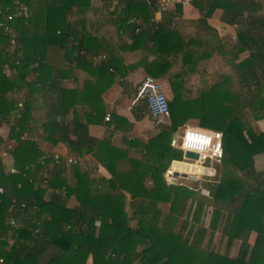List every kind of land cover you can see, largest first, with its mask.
I'll return each mask as SVG.
<instances>
[{
    "label": "trees",
    "instance_id": "1",
    "mask_svg": "<svg viewBox=\"0 0 264 264\" xmlns=\"http://www.w3.org/2000/svg\"><path fill=\"white\" fill-rule=\"evenodd\" d=\"M17 1L29 11L28 16L9 22L17 33V44L0 28V125L5 122L10 126L7 142L29 133L30 120H38L36 102L48 93L45 137L66 144L72 153H94L112 178L111 191L94 184L90 169L76 178H65L62 169L67 162L56 163L53 154H46L31 138L20 140L14 150L17 171L7 173L0 163V187L4 188L0 193V264H260L264 256L247 259L246 241L255 231L254 253L264 249V170L256 169L254 159L259 151L264 152V133L256 132L250 122L264 118V0H211L209 6L210 12L221 6L229 21L238 25L237 54L250 52L238 65L249 90L252 79L253 95L244 97L248 110L235 112L234 97L219 95V85L194 101L180 94L183 85L173 86V95L168 96L169 119L158 124L157 134L143 144L139 159L129 150L113 146L109 139L90 133V125L101 122L107 113L102 97L104 75L115 76L111 61L93 63V57L104 50L99 38L87 30L78 31L79 22L71 18L75 8H88L92 0H0V4L7 13L16 9ZM123 3L118 16L128 28L143 30L138 22L141 17L150 24L156 0ZM147 30L151 32L150 26ZM161 31L158 27L151 34L157 36ZM54 47L64 51L69 62L65 69L49 61ZM73 64L94 68L97 81L80 88L64 86L61 77L73 72ZM6 67L17 71V77H8ZM16 90L24 93L22 106L12 95ZM111 119L116 125L122 121L130 125L116 112ZM191 120H197L200 127L224 132L225 158L211 187L216 201L243 198L226 229L228 245L236 238L244 239L237 258L191 241V232L177 231L188 197L172 191L164 173L173 159H182L183 152L173 148L172 137ZM72 195L79 202L75 208L67 206ZM159 202H171L168 213L157 207ZM220 213L214 210V228ZM11 218L19 225H12ZM187 225L184 221L183 227ZM49 250L53 253L44 258Z\"/></svg>",
    "mask_w": 264,
    "mask_h": 264
},
{
    "label": "crops",
    "instance_id": "2",
    "mask_svg": "<svg viewBox=\"0 0 264 264\" xmlns=\"http://www.w3.org/2000/svg\"><path fill=\"white\" fill-rule=\"evenodd\" d=\"M124 1L92 0L88 8H75L71 16L73 20L79 22L78 31H89L104 45V50L93 57L94 65L111 61L112 69L115 71L114 78L104 75L105 79L102 82L106 88L102 97L107 113L101 122L90 125L92 136L98 139H109L113 146L129 150L133 157L137 159L142 157L143 144L158 132V124L149 108H145L146 100L143 98L137 100L139 87L149 75L160 81L169 97L173 95V86L179 88L183 85L184 88H181L180 94L194 101L219 85L216 91L219 95L234 97L232 107L235 112L241 113L248 110L244 97L253 95L252 79L249 90L248 85L243 82L238 65L249 57L250 52L246 50L237 54L235 49L240 41L239 27L229 21L224 8L219 6L210 12L211 0H195L189 4H175L162 11L159 7L161 0H156L154 8L152 7L150 24H147L144 18H138L143 30L136 32L128 28L118 16L119 11L124 7ZM151 2L152 0H148V3ZM149 26L150 33L147 30ZM158 27H162L161 33L152 36L151 33ZM49 61L61 68L69 63L64 57V51L59 47L50 49ZM95 72L94 68L89 70L75 66L71 74L61 77L62 83L66 87L80 88L87 82L97 81ZM5 73L10 78L18 75L17 71L9 67L5 68ZM12 95L17 97L19 105L22 106L24 93L16 90ZM50 100V95L43 93L36 102L39 108L34 115L38 117V120H30L28 123L30 131L27 135L37 142L46 154L59 153L64 158L67 155H80L70 152L66 144L62 142L55 144L45 137L47 135L44 124L45 113L49 109ZM84 110L85 107H82L80 111ZM114 112L126 118L130 125H126L124 121L116 125L111 119ZM142 114L144 116L139 118L138 115ZM107 115H110L109 120L106 119ZM194 121L193 124L187 123L179 127L178 132L188 125L199 126L197 120ZM253 127L256 132L264 133V118L254 121ZM9 135L10 126L4 122L0 125V141L4 142L0 145V163L7 173L16 169L14 150L18 145L17 143L10 152L7 150L9 144L17 141L12 139L7 142ZM174 135L172 146L178 149L173 144ZM84 153L86 157L80 162L74 165L68 164L62 169V176L76 178L80 173L90 169L93 170L91 180L94 184L99 188L103 187L105 191H111L110 170L97 160L94 153ZM254 159L256 169L263 171L264 152L259 151ZM192 165L196 164L177 161L164 173L168 187L188 197L186 212L177 223V231H184L185 234L191 232L189 235L191 241H199L202 247H211L221 254L237 258L242 253L244 239L236 238L228 245L226 229L232 216L240 210L243 198L237 196L231 202L216 201L211 187L214 182L207 179L199 181L181 176L176 181L171 180L172 182L168 183V179L174 178L175 172L189 173L180 169H187ZM146 184L150 186L151 180L148 179ZM181 187H184L186 191ZM202 188L208 190L210 194L202 192ZM127 195L129 209L131 198L129 194ZM49 197L50 192L46 195V198ZM78 205L75 195L67 198L68 207L75 208ZM157 207L166 214L171 208V202H159ZM216 209H219L221 213L214 228L211 222ZM196 213L197 216H195ZM184 221H188L187 228L183 227ZM257 238V232H250L246 241L249 247L247 259L251 255L256 258L264 256L263 248L254 253ZM52 253L53 250H49L44 254V258ZM91 261L90 258L89 262ZM260 264H264V260Z\"/></svg>",
    "mask_w": 264,
    "mask_h": 264
},
{
    "label": "built area",
    "instance_id": "3",
    "mask_svg": "<svg viewBox=\"0 0 264 264\" xmlns=\"http://www.w3.org/2000/svg\"><path fill=\"white\" fill-rule=\"evenodd\" d=\"M194 1L195 0H161L159 7L162 11H165L169 7L175 4H189ZM21 15L23 16L29 15L28 8L23 3L17 1L16 9L14 11H7V13L4 12L2 5L0 4V28H2L4 33L9 36L10 42L14 45L17 44V33L13 29V27H11L9 22L10 20L18 16H21ZM142 98L146 100L148 107H149V111L157 124L166 122L169 119V114H170L169 98L166 92L164 91L162 84L157 78L149 75L142 81L139 87V90H138L137 100L142 99ZM106 119L109 120L110 115H107ZM197 129H199L202 134L211 135L212 137L210 140L208 149H206L207 155L204 156L203 160H201L200 158L201 157L200 151L194 148L185 149L183 147V142L187 136L188 131L191 130L193 132H196ZM216 133H219L218 139H219L220 150H221V154L219 156L212 154V150H214L216 142H217V136L215 135ZM28 138L29 136L27 134H22L20 140H25ZM20 140H17L15 143L9 144L7 147V150L9 152L12 151L15 145L19 143ZM174 145L178 149L182 150L183 156H182V159H173L168 167L169 169L170 167H172V164L174 161L188 162L191 164H197L199 162V165H201L205 169L204 173H201L198 176L194 174H189V173L175 172L174 173L175 179H178L179 177H181V174L192 176L194 177V179L199 180V181L204 180V179L215 181L219 177L220 168L225 158V145H224V132L223 131L203 128V127L195 126V125H188L183 130H181V132H178L177 142ZM186 151L197 152L199 155V158L192 159V158L185 157ZM53 156H54V160L56 163L67 162L68 164H75V163L80 162L83 158H85L86 154L84 153L83 155H67L64 158L61 154L55 153ZM12 171L16 172L17 169H12ZM209 172H212L213 174L209 175L208 174ZM201 190L202 192H206L207 194H210V192L206 189L202 188ZM3 192H4V188L0 187V193H3ZM22 206H25V203H22ZM10 223L15 226L19 225V222L15 218H11Z\"/></svg>",
    "mask_w": 264,
    "mask_h": 264
},
{
    "label": "clouds",
    "instance_id": "4",
    "mask_svg": "<svg viewBox=\"0 0 264 264\" xmlns=\"http://www.w3.org/2000/svg\"><path fill=\"white\" fill-rule=\"evenodd\" d=\"M217 136V142L215 145L214 150H212V154L219 156L221 154L220 150V144H219V133L215 134ZM211 135H205L200 132L199 129L196 130V132H193L191 130L188 131L187 136L183 142V147L185 149L194 148L201 152V160H203L204 156L207 155L206 149H208ZM181 171H188L191 174L199 175L205 171V169L202 166H199V162L196 165H192L191 167L187 169H180ZM209 175H212V172L208 173ZM171 179H168V183H171Z\"/></svg>",
    "mask_w": 264,
    "mask_h": 264
},
{
    "label": "water",
    "instance_id": "5",
    "mask_svg": "<svg viewBox=\"0 0 264 264\" xmlns=\"http://www.w3.org/2000/svg\"><path fill=\"white\" fill-rule=\"evenodd\" d=\"M177 138H178V132H176L175 135H174L173 144H175V143L177 142ZM185 157L192 158V159H198V158H199V155H198L197 152L186 151V152H185ZM181 176H183V177H189V178H191V179H194V177H192V176H188V175H186V174H181ZM170 179L173 180V181H176L175 178H170Z\"/></svg>",
    "mask_w": 264,
    "mask_h": 264
},
{
    "label": "rangeland",
    "instance_id": "6",
    "mask_svg": "<svg viewBox=\"0 0 264 264\" xmlns=\"http://www.w3.org/2000/svg\"><path fill=\"white\" fill-rule=\"evenodd\" d=\"M263 14H264V9H263ZM195 121L194 120H191L190 122H188L189 124H193ZM252 124H254V121H250ZM178 132V131H177ZM177 148V147H176Z\"/></svg>",
    "mask_w": 264,
    "mask_h": 264
}]
</instances>
